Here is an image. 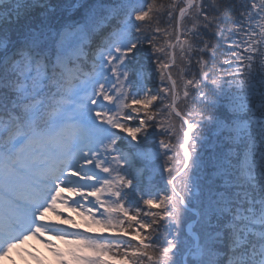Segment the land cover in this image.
<instances>
[{
    "label": "snow or ice",
    "instance_id": "6c2138e0",
    "mask_svg": "<svg viewBox=\"0 0 264 264\" xmlns=\"http://www.w3.org/2000/svg\"><path fill=\"white\" fill-rule=\"evenodd\" d=\"M17 259L264 264V0H0Z\"/></svg>",
    "mask_w": 264,
    "mask_h": 264
},
{
    "label": "rangeland",
    "instance_id": "374dc122",
    "mask_svg": "<svg viewBox=\"0 0 264 264\" xmlns=\"http://www.w3.org/2000/svg\"><path fill=\"white\" fill-rule=\"evenodd\" d=\"M52 219H55V217H52ZM77 222H79L78 219ZM54 243L60 244L59 241H54ZM25 247H27L29 250H33V249L36 250L45 260L52 262L51 254L48 252L47 248H45V246L42 243H39L37 241H29V244L26 245ZM17 264H22V261L17 259ZM29 264H35V262L29 261Z\"/></svg>",
    "mask_w": 264,
    "mask_h": 264
}]
</instances>
